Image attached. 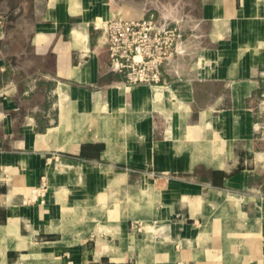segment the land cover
<instances>
[{"label": "crops", "instance_id": "crops-1", "mask_svg": "<svg viewBox=\"0 0 264 264\" xmlns=\"http://www.w3.org/2000/svg\"><path fill=\"white\" fill-rule=\"evenodd\" d=\"M144 17L125 86L96 25ZM263 94L264 0H0V264H264Z\"/></svg>", "mask_w": 264, "mask_h": 264}, {"label": "built area", "instance_id": "built-area-1", "mask_svg": "<svg viewBox=\"0 0 264 264\" xmlns=\"http://www.w3.org/2000/svg\"><path fill=\"white\" fill-rule=\"evenodd\" d=\"M96 28L107 36L112 69L126 73L125 86L161 84V67L180 52L184 35L179 22L173 26L167 21L158 23L146 17L112 18L97 24ZM258 104L264 122V94Z\"/></svg>", "mask_w": 264, "mask_h": 264}]
</instances>
